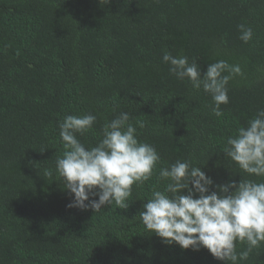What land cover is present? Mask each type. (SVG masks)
I'll use <instances>...</instances> for the list:
<instances>
[{"label": "trees", "instance_id": "obj_1", "mask_svg": "<svg viewBox=\"0 0 264 264\" xmlns=\"http://www.w3.org/2000/svg\"><path fill=\"white\" fill-rule=\"evenodd\" d=\"M241 24L253 31L248 43ZM165 52L196 59L201 76L219 60L241 67L221 116L210 95L169 73ZM261 109L264 0H0V264H225L204 248L165 244L138 214L168 182L160 169L177 160L214 184L264 180L222 152ZM121 112L161 157L152 177L132 186L127 209L68 208L73 196L56 172L59 123L95 115L77 134L90 148ZM246 248L237 242V253ZM237 264H264V243Z\"/></svg>", "mask_w": 264, "mask_h": 264}, {"label": "clouds", "instance_id": "obj_2", "mask_svg": "<svg viewBox=\"0 0 264 264\" xmlns=\"http://www.w3.org/2000/svg\"><path fill=\"white\" fill-rule=\"evenodd\" d=\"M238 27L240 39L248 43L253 36L251 27ZM162 60L169 65L171 75L187 79L193 88L211 96V111L217 117L223 114L221 105L229 103V81L243 75L238 64L229 65L224 60L209 64L203 76L197 60L189 63L186 55L165 52ZM225 72L228 75H223ZM96 119L92 114L68 115L59 123L65 151L56 158V172L73 196L67 207L96 213L115 203L127 209L132 186L150 180L161 157L153 145L137 139L127 112L106 122L96 146L86 148L77 134L88 133ZM222 152L242 173L264 177V109L227 138ZM159 177L167 184L162 191L153 190L138 215L145 229L165 244L194 251L204 248L225 264H237L264 243V180L214 184L201 167L188 160L161 168ZM237 242L246 243V250L237 253Z\"/></svg>", "mask_w": 264, "mask_h": 264}]
</instances>
